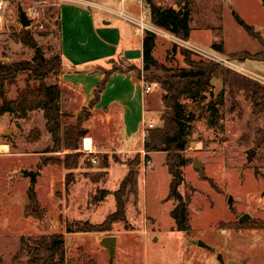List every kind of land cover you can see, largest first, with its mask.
<instances>
[{"label": "rangeland", "instance_id": "374dc122", "mask_svg": "<svg viewBox=\"0 0 264 264\" xmlns=\"http://www.w3.org/2000/svg\"><path fill=\"white\" fill-rule=\"evenodd\" d=\"M62 1L41 0L33 8L31 0H7L0 27V61L33 56L34 48L13 36L22 28L28 30L45 55L58 54L55 21ZM70 1L92 6L98 20L105 14L122 20L96 8L91 1L97 0ZM102 1L138 18L134 22L144 34L146 30L155 33L153 54L167 69L175 72L186 67L179 47H187L194 51L190 55L192 59L212 61L264 85V60L231 56L235 51L254 54L264 48L234 16L237 13L264 37L262 0H151L163 8L179 9L186 1L191 27L187 40L152 23L148 0ZM19 5L36 13L28 27L19 22ZM140 20L145 23L143 30L138 24ZM122 23L128 24L124 20ZM212 42H222L224 52L214 50ZM141 66L139 74L145 79L148 72ZM56 79L51 77L47 81ZM148 83L152 89L144 102V118H152L153 127L161 126L162 89L152 78ZM21 86L23 76L9 87L7 96L14 98ZM180 101L186 106V114L192 115L187 145L182 152L188 161L182 167L183 182L178 188L188 199V232L177 230L169 215L175 202L167 196L170 174L163 152L155 151L146 160L143 146L137 149L141 141L134 149L123 150L118 145L123 135L119 117L106 121L101 110L90 116L87 122L90 129L79 140L76 167L68 169L61 163H47L40 168L34 189L45 212L41 218L27 216L24 206L29 172L36 170L41 157H62L64 151H50L52 138L45 129L40 109L29 112L25 118L8 112L0 115V264H28L21 241L28 243L31 238L52 232L63 234L67 256L77 264H85L83 258L94 264H229L230 260L264 264V146H255V138L264 125V111L254 107L245 91L237 86L229 88L219 78H212L210 87L197 99ZM80 110H65L71 115L63 121L74 123ZM7 128L11 130L6 134ZM141 128L142 122L137 134L143 143ZM89 136L94 137L97 146H105L106 151L86 150L83 138ZM248 149H254L249 160ZM136 152L141 153L142 160L136 168L134 186L127 187L123 196L125 219L110 223L108 230L66 233V223L72 228L99 224L115 209L113 191L119 187ZM194 157L202 163L200 169L193 166ZM101 190L109 193L100 198ZM229 197L232 205L228 203ZM243 213H248L250 218L239 221ZM105 235L117 236L112 259L99 243Z\"/></svg>", "mask_w": 264, "mask_h": 264}, {"label": "trees", "instance_id": "16d2710c", "mask_svg": "<svg viewBox=\"0 0 264 264\" xmlns=\"http://www.w3.org/2000/svg\"><path fill=\"white\" fill-rule=\"evenodd\" d=\"M185 2H182V13H179V8H163L148 0L149 16L152 23L183 40H187L191 27L189 25V10ZM234 16L242 28L264 47V37H262L261 33L253 25L241 19L237 13H234ZM56 26L58 28L59 24L57 23ZM13 36L22 43L34 48V53L30 59H20L12 62L0 61V115L8 112L17 117L25 118L29 112L40 109L45 121V129L52 138L50 151H64L62 157H41L36 164V170L29 172L30 180L26 190L27 202L24 206V213L27 216L41 218L45 212L38 201L34 189L36 175L43 165L61 163L68 169L77 166L79 140L86 135L82 122L88 118L91 108L98 102L110 72L113 70L133 71L137 79L148 83L152 78L153 82L158 83L162 89L161 100L164 110L161 118L163 124L147 129L142 143L145 152L144 158L147 160L149 158L148 154L151 152H165L164 164L170 174L167 196L175 202L169 215L172 217L174 227L177 230L188 232L190 230L188 199L181 194L178 188L183 182L182 167L188 161V158L183 156L182 152L187 145L189 121L192 115L186 114V106L180 99H197L203 90L210 87L212 78H219L229 88L237 86V88L245 91L254 107L258 108L257 110L264 111V105H262L264 104V85L256 79L234 72L212 61L192 59L190 55L194 51L187 47H179L180 53L185 58L186 67L175 72L171 71L164 67L154 56L153 50L156 35L153 31L146 30L142 42L141 66L144 72H148L145 79L141 78L139 74L140 66L135 63L126 62L124 59L113 63L111 68L105 70L104 78L96 84L94 97L86 106V110L85 107L81 108L79 114L75 117L76 121L69 123L63 121L64 117L71 114L61 108L60 99L63 91L60 85L57 82L47 81L51 77L58 78L61 72L62 57L60 53L45 55L44 50L37 45L25 28H22L18 33H14ZM211 47L221 53L224 52L222 42H212ZM231 56L240 60L248 57L264 60V48L254 54H250L247 51H235L231 53ZM158 72H162V74ZM22 76L23 86L17 88V94L14 98H9L7 96L9 87L16 84L18 78ZM211 106L214 107L213 105ZM255 146H264V125L258 131V136L255 138ZM141 160V153L136 152L127 164L126 174L121 180L119 187L113 191L115 209L107 214L101 223H93L88 226L78 225L75 228L66 223L64 231L68 233L108 230L110 223L120 219L124 220L123 196L127 187L134 186L137 175L136 168L141 165ZM65 184H68L67 179H65ZM100 193L101 198L109 191L101 190ZM21 246L25 247L28 264H77L73 258L67 256L66 242L63 234L59 232L42 233L37 237L31 238L28 243H24L22 240ZM15 256H18V253H15ZM83 262L85 264H94L90 259L83 258Z\"/></svg>", "mask_w": 264, "mask_h": 264}, {"label": "crops", "instance_id": "0c3cea01", "mask_svg": "<svg viewBox=\"0 0 264 264\" xmlns=\"http://www.w3.org/2000/svg\"><path fill=\"white\" fill-rule=\"evenodd\" d=\"M91 3L105 13L119 16L128 24L123 25L122 20H116L111 17L112 15L106 14L98 20L93 7L80 2L63 0L59 4L55 24H59L58 52L62 57V68L58 78L53 82H57L63 91L60 104L61 107L64 106L62 108L64 111L75 112L88 106L94 97L96 84L104 78L105 70L111 68L113 63L124 59L137 66L142 65L144 33L134 22L138 18L124 14L102 0ZM144 83L143 80L136 78L133 71L110 72L98 102L91 108L85 120L86 134L90 129L87 126L90 116L101 110L106 121L119 117L120 131L123 135L118 145H121L123 150L134 149L140 141L141 145L137 149L142 148V140L137 133L145 114L144 102L149 95V92L144 91ZM89 137L93 150L106 151L105 146L95 144L93 136ZM114 148L115 146L111 149ZM161 152L165 157V152ZM152 153L148 155L151 156Z\"/></svg>", "mask_w": 264, "mask_h": 264}, {"label": "water", "instance_id": "95a60500", "mask_svg": "<svg viewBox=\"0 0 264 264\" xmlns=\"http://www.w3.org/2000/svg\"><path fill=\"white\" fill-rule=\"evenodd\" d=\"M179 13H182V9H179ZM18 17H19V22L21 23V25L23 27H28L30 25L31 19L27 16L26 11L19 5L18 7ZM11 129L7 128L4 130V133H8ZM254 152V149H248L247 151V160H249L251 158L252 153ZM193 166L197 169H200L202 163L200 161H198V159L196 157L193 158ZM228 203L229 205H232V198L229 197L228 198ZM250 218V215L248 213H243L240 217H239V221H243L245 219ZM100 245H102L103 247H105L108 250L109 253V257L110 259H112L114 257V253H115V247H116V243H117V237L115 235H105L100 239ZM200 245L205 246L207 248L212 249L211 247H209L208 245H206L205 243L199 242ZM219 258L220 255L218 256ZM229 264H241L239 262L230 260Z\"/></svg>", "mask_w": 264, "mask_h": 264}, {"label": "built area", "instance_id": "2783aa9c", "mask_svg": "<svg viewBox=\"0 0 264 264\" xmlns=\"http://www.w3.org/2000/svg\"><path fill=\"white\" fill-rule=\"evenodd\" d=\"M6 1L7 0H0V27L2 26L3 24V21L5 19V6H6ZM40 1L41 0H31L32 2V7H36L38 4H40ZM26 14L27 16L31 19V17H34V15L36 14L35 12H31V11H26ZM31 23V22H30ZM139 26H140V29L143 30L142 28L144 27V22L142 20H140L138 22ZM192 50V49H191ZM152 89V86L148 83H144V91L145 92H150ZM154 126V122H153V119L152 118H142V128H141V136H145L146 133H147V129L148 128H151ZM85 139L86 137L83 138V146L86 150H89L91 151L92 148H91V143H90V146L88 147L86 145V142H85Z\"/></svg>", "mask_w": 264, "mask_h": 264}, {"label": "bare ground", "instance_id": "6f19581e", "mask_svg": "<svg viewBox=\"0 0 264 264\" xmlns=\"http://www.w3.org/2000/svg\"><path fill=\"white\" fill-rule=\"evenodd\" d=\"M85 142H86V145L89 147L92 140L90 137H86Z\"/></svg>", "mask_w": 264, "mask_h": 264}]
</instances>
